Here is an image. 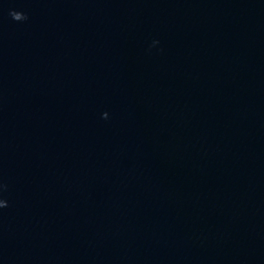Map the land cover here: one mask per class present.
<instances>
[{"label": "water", "instance_id": "water-1", "mask_svg": "<svg viewBox=\"0 0 264 264\" xmlns=\"http://www.w3.org/2000/svg\"><path fill=\"white\" fill-rule=\"evenodd\" d=\"M0 200V264H264V0H0Z\"/></svg>", "mask_w": 264, "mask_h": 264}, {"label": "clouds", "instance_id": "clouds-1", "mask_svg": "<svg viewBox=\"0 0 264 264\" xmlns=\"http://www.w3.org/2000/svg\"><path fill=\"white\" fill-rule=\"evenodd\" d=\"M10 15L16 21H22V20L27 19L26 14L16 12V11H11ZM5 206H7L6 201L0 200V207H5Z\"/></svg>", "mask_w": 264, "mask_h": 264}]
</instances>
